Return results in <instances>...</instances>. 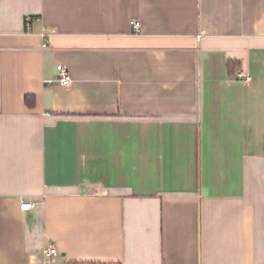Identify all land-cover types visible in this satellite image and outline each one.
Segmentation results:
<instances>
[{"label":"crops","instance_id":"crops-1","mask_svg":"<svg viewBox=\"0 0 264 264\" xmlns=\"http://www.w3.org/2000/svg\"><path fill=\"white\" fill-rule=\"evenodd\" d=\"M52 244L264 264V0H0V264Z\"/></svg>","mask_w":264,"mask_h":264},{"label":"built area","instance_id":"built-area-1","mask_svg":"<svg viewBox=\"0 0 264 264\" xmlns=\"http://www.w3.org/2000/svg\"><path fill=\"white\" fill-rule=\"evenodd\" d=\"M132 26H133V29L135 32L140 31V27H141L140 21L133 20ZM52 32L53 31H44L43 36L46 38ZM44 45L46 46L47 44L45 43ZM56 68H57V74H58L57 81L66 87L71 86L73 83V77H72L70 69L62 63H58ZM237 76L239 78L245 79V80H250L252 77L249 72L246 73L244 71H239ZM53 81H54V79H47L48 83H51ZM34 205H35V203H33L31 201H24V202H21L20 207H21V209H30ZM58 257H59V250L57 249V247L54 244L44 248V250H43V264H50L52 262H56Z\"/></svg>","mask_w":264,"mask_h":264},{"label":"trees","instance_id":"trees-1","mask_svg":"<svg viewBox=\"0 0 264 264\" xmlns=\"http://www.w3.org/2000/svg\"><path fill=\"white\" fill-rule=\"evenodd\" d=\"M72 264H121V263H110L104 261H74Z\"/></svg>","mask_w":264,"mask_h":264}]
</instances>
